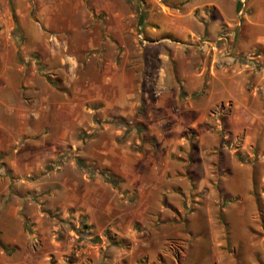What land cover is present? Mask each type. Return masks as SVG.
Returning a JSON list of instances; mask_svg holds the SVG:
<instances>
[{
    "label": "rangeland",
    "instance_id": "1",
    "mask_svg": "<svg viewBox=\"0 0 264 264\" xmlns=\"http://www.w3.org/2000/svg\"><path fill=\"white\" fill-rule=\"evenodd\" d=\"M237 1L242 13L246 0ZM87 3L101 11L93 8L90 15L81 7L71 9L65 1L49 14L47 28V18H34L47 32L53 52L60 46L69 55V43L88 47L94 39L120 49L119 55L130 53V60L141 45L138 57L156 60L162 45H143L139 33L146 37L145 28L160 17L164 6L180 11L190 7L196 21L205 20L203 0H125L123 16L102 11L107 0ZM231 26L223 24L215 40L224 32L232 43ZM205 35L181 45L198 43ZM83 51L91 55L94 50ZM251 57L261 60L255 53L244 58ZM31 60L33 87L24 89L21 99L13 97L15 111L0 108V264L180 263L182 242L169 225V177L164 172L169 167V144L161 139L169 137V130L143 123L155 117L144 103L135 118L127 117L119 113L117 98L110 96L107 107L101 98L87 96L85 82H79L80 91L74 83L65 86L63 80L72 72L61 69L60 60H47L35 51ZM259 166L263 172L264 164ZM255 196L258 213L252 229L264 237V179ZM181 215L184 223L187 213ZM179 229L188 232L182 223Z\"/></svg>",
    "mask_w": 264,
    "mask_h": 264
},
{
    "label": "crops",
    "instance_id": "2",
    "mask_svg": "<svg viewBox=\"0 0 264 264\" xmlns=\"http://www.w3.org/2000/svg\"><path fill=\"white\" fill-rule=\"evenodd\" d=\"M65 1L90 15L93 8L101 11L87 0H0V108L15 111L13 97L21 99L24 89L33 87L34 72L28 70L34 51L60 60L61 69L72 72L64 78L65 86L74 83L80 91L79 82H85L87 96L101 98L107 107L110 96L117 98L122 115L135 118L144 103L155 117L143 123L169 130L168 138L160 137L169 144L164 172L169 177V225L182 242L177 264H264V237L252 229L258 213L255 192L264 179L259 166L264 164V0H246L242 13L237 0H203V23L190 7L180 11L164 6L144 30L151 47L162 45L156 60L138 57L141 45L130 60V53L119 55L120 49L94 39L88 47L69 43V55L60 46L53 52L47 32L34 18L49 17ZM107 1L102 11L123 16L125 0ZM45 23L47 28L50 19ZM223 24L234 30L232 43L221 46L215 37ZM204 32L207 44L195 43L194 50L181 45ZM226 48L234 58L224 56ZM86 49L94 51L81 53ZM251 53L261 60L238 58ZM18 104L23 107L21 100ZM180 223L187 225V233L179 232ZM190 230L197 234L191 236Z\"/></svg>",
    "mask_w": 264,
    "mask_h": 264
},
{
    "label": "built area",
    "instance_id": "3",
    "mask_svg": "<svg viewBox=\"0 0 264 264\" xmlns=\"http://www.w3.org/2000/svg\"><path fill=\"white\" fill-rule=\"evenodd\" d=\"M139 38L143 41V42H145V43H147L148 42V40H146L144 37H143V35L141 34V33H139ZM170 41V40H169ZM217 41L218 42H222L223 44H225L226 42H227V35L226 34H224V32L218 37V39H217ZM205 44H207V40H205L204 38L203 39H201L199 42H198V47H200V46H202V45H205ZM184 46H186V47H188V48H195V43L194 44H191V43H184ZM223 52H224V56L225 57H229V56H231V52H230V50H227V48L225 49V50H223ZM231 57H233V55L231 56ZM234 58V57H233ZM238 58H240V59H243L244 57H241V56H238Z\"/></svg>",
    "mask_w": 264,
    "mask_h": 264
},
{
    "label": "trees",
    "instance_id": "4",
    "mask_svg": "<svg viewBox=\"0 0 264 264\" xmlns=\"http://www.w3.org/2000/svg\"><path fill=\"white\" fill-rule=\"evenodd\" d=\"M107 175H109V174H107ZM110 177V176H109ZM110 180H111V182H113V183H116V180L112 177V178H110Z\"/></svg>",
    "mask_w": 264,
    "mask_h": 264
}]
</instances>
